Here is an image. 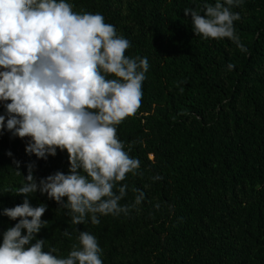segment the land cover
<instances>
[{"label": "trees", "instance_id": "16d2710c", "mask_svg": "<svg viewBox=\"0 0 264 264\" xmlns=\"http://www.w3.org/2000/svg\"><path fill=\"white\" fill-rule=\"evenodd\" d=\"M65 2L74 12L103 15L130 41L125 55L146 57L149 68L140 107L116 126L140 162L117 185H127L119 201L127 213L72 225L68 210L37 191L28 199L33 207L46 205L41 219L48 225L35 234L43 250L66 256L78 228L96 237L103 264H264V0L231 9L240 14L234 28L243 49L194 33L183 10L216 0ZM28 142L0 129V243L18 222L2 210L23 202L16 190L27 164L34 162L37 182L69 171L66 150L38 159L25 152Z\"/></svg>", "mask_w": 264, "mask_h": 264}, {"label": "clouds", "instance_id": "9594fccd", "mask_svg": "<svg viewBox=\"0 0 264 264\" xmlns=\"http://www.w3.org/2000/svg\"><path fill=\"white\" fill-rule=\"evenodd\" d=\"M242 2L216 0L183 11L196 35L228 38L243 49L234 28L240 14L231 10ZM129 47L103 15L74 12L65 0H0V102H6L0 129L29 138V155L46 160L57 149L66 150L69 162L67 174L56 171L38 182L34 162L27 164L16 190L23 202L2 210L19 219L3 232L0 264H103L96 237L78 228L77 242L66 256L54 255L55 248L44 251V239L35 234L48 225L41 219L46 205L33 207L28 196L47 194L68 210L72 225L89 218L97 225L98 214L127 213L128 206L119 203L127 185H117L140 162L125 150L116 126L140 107L149 68L146 57L125 55ZM13 163L21 175L20 161ZM142 197H136L137 204ZM63 235L71 238L72 233Z\"/></svg>", "mask_w": 264, "mask_h": 264}, {"label": "rangeland", "instance_id": "374dc122", "mask_svg": "<svg viewBox=\"0 0 264 264\" xmlns=\"http://www.w3.org/2000/svg\"><path fill=\"white\" fill-rule=\"evenodd\" d=\"M0 70H3V69H0Z\"/></svg>", "mask_w": 264, "mask_h": 264}]
</instances>
